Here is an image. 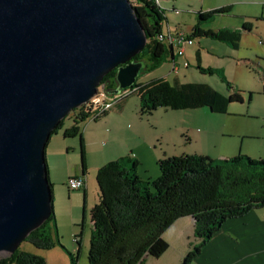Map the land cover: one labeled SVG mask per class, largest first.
Wrapping results in <instances>:
<instances>
[{
    "label": "rangeland",
    "instance_id": "rangeland-1",
    "mask_svg": "<svg viewBox=\"0 0 264 264\" xmlns=\"http://www.w3.org/2000/svg\"><path fill=\"white\" fill-rule=\"evenodd\" d=\"M160 4L165 8L166 18L162 20L164 33L167 25H170L189 35L197 23L199 11L232 5L230 11L215 13L203 21V28H238L241 34L236 47L209 36L194 37L193 43L184 46V53L179 55L175 50L176 70L171 69L169 56L153 69L145 60L146 67L138 74L136 83L163 78L171 86L185 85L196 91L208 87L226 96L229 93L228 81L241 92L242 101L229 102L224 112L195 103L191 108L158 107L150 114H143L137 106V101H140L138 93H130L123 110L120 103L106 109L99 119L80 122L82 134L85 132L82 143L86 160L96 158L102 147L119 151L124 145L122 143L133 141V137L126 139L130 132L127 130L132 128L157 133L163 148L179 155L197 151L211 158L229 157L237 153L264 158V0H160ZM246 21L252 25L250 31L242 28ZM74 114V111H70L63 118L61 126L51 134L46 144L47 170L50 167L51 171L59 172V166H66L67 157L72 158L70 162L76 159L80 163V136H63L64 129L74 123ZM63 140L76 144V150L67 157H59L55 153L65 143ZM63 153L67 154L65 150ZM141 168L143 170L145 167ZM91 185L97 190L93 173ZM51 189L56 219V236H53L58 240L51 248H38L23 240L19 248L41 255L47 264H71L70 254L74 256L76 264H87L91 221L90 210L86 209L82 194H78L82 190H68L66 184L64 187L53 185ZM68 191L73 193L71 197ZM163 234L165 240L172 241L171 249L158 257H145L143 264H180L187 252H183L184 255L177 252L190 249L192 245L188 242H197L193 238L192 222L187 217L180 219ZM219 244L224 247L222 241ZM219 244L211 238L202 248V257H196L191 264H224V259L220 261V258L224 257L225 252L219 248Z\"/></svg>",
    "mask_w": 264,
    "mask_h": 264
},
{
    "label": "trees",
    "instance_id": "trees-1",
    "mask_svg": "<svg viewBox=\"0 0 264 264\" xmlns=\"http://www.w3.org/2000/svg\"><path fill=\"white\" fill-rule=\"evenodd\" d=\"M130 2L147 36L143 49L132 58L143 61V68L147 60L150 69H153L165 61L172 48V44L163 36L167 34L162 32L165 8L160 0ZM230 10L231 5L199 11L197 23L187 36L192 40L198 36H209L236 47L241 34L237 28L210 30L201 27L203 21L213 14ZM242 28L248 31L249 25L244 23ZM226 83L229 90L226 96L208 87L196 91L185 85L171 86L163 78L140 84L135 81L133 86H136L135 92L140 97V112L143 114H150L158 107L191 108L195 103L224 112L229 102L242 101L241 92L230 82ZM101 85L106 92L116 87V69L104 75L98 86ZM97 97L95 95L72 110L75 113L74 123L64 129V137L81 136L80 122L98 118L93 117L98 108ZM62 120L56 129L61 126ZM80 152L84 169L82 142ZM157 165L159 174L152 180L142 179L138 175L137 161L130 155L110 160L97 168V201L90 210L87 264H143L147 256L158 257L168 247L163 233L175 220L186 216L192 218L193 238L197 242H188L192 247L180 264H191L226 220L264 207L262 157L253 158L237 153L229 157L211 158L201 153H183L165 156L158 160ZM49 184L52 186L50 180ZM53 234L56 236V219L52 208L49 217L24 240L38 248H51L58 240ZM70 260L71 264H76L72 254ZM0 264L47 262L41 255L18 246L12 254L1 255Z\"/></svg>",
    "mask_w": 264,
    "mask_h": 264
},
{
    "label": "water",
    "instance_id": "water-1",
    "mask_svg": "<svg viewBox=\"0 0 264 264\" xmlns=\"http://www.w3.org/2000/svg\"><path fill=\"white\" fill-rule=\"evenodd\" d=\"M146 41L130 0H0V256L51 213L52 131L109 71L133 86Z\"/></svg>",
    "mask_w": 264,
    "mask_h": 264
},
{
    "label": "crops",
    "instance_id": "crops-1",
    "mask_svg": "<svg viewBox=\"0 0 264 264\" xmlns=\"http://www.w3.org/2000/svg\"><path fill=\"white\" fill-rule=\"evenodd\" d=\"M231 8H232V5H231ZM244 23L249 25L248 31H250L252 29L251 23L248 21ZM201 25H202L201 27L203 28L204 24L202 23ZM225 28H228V27H221L216 30L225 29ZM232 29H236V28H232ZM168 32L174 35L177 32H179V29H173L170 27V25H167V31L166 33L164 32L163 33L168 34ZM171 50H169L167 57L169 56L170 60H172L171 64L173 67V65L177 63L176 62L177 54L180 55L182 52L184 53L185 47H184V50L180 52L179 46L173 45ZM175 50L177 54L175 53ZM177 65L178 64H176V69H177ZM111 92H113V90L107 93L111 94ZM125 100L126 98L123 99V101H121V104H120L121 110H123L126 106ZM137 106L140 107V101H137ZM127 131H130L128 133L131 136H129V134L128 136L126 135V139L128 140V137H133V141L128 140L129 144L128 142L122 143V145L123 144L124 145L120 147L121 149L119 151L113 150L111 147L110 148L102 147L101 151L98 152L96 158L86 160V157H85V168L84 169L81 165V152H80V163H78V160L76 161V159L73 162H70L72 158L67 157V155H69L71 151L76 150V144H74V142L68 143L67 141L63 140V142L65 143L61 145L60 149L57 148L56 149L57 151L55 150V153L59 157L61 155H66L67 157L66 166L64 165H61V167L59 166V172H56V170L55 172L51 171L49 167L48 176H49L50 182L52 181L51 182L52 187L53 185H56L57 187L58 186L64 187L65 184L67 186V180L69 177H77V176L82 177L84 180V185L81 188L82 191L78 192V194L80 195L82 194L83 200L85 201L83 202L85 204L86 209L91 210V208L97 201V190L91 185V175L93 173L94 176H96V170L99 166L105 164L106 162L110 160L117 159L121 156L130 155L134 157L137 161L138 175L142 179L151 180V179H154L159 174L158 165H157L159 159L165 156H169V155H179L178 153H174L173 151H168L167 149H164L163 143L158 138L157 133L152 134V132H147L145 129L142 130L140 128H132V129H128ZM127 131H124V133ZM84 134L85 132H83V134H81L80 136V144L83 140L82 137ZM124 146H126L125 149H123ZM63 150H65L67 154H64ZM84 151H85V147H84ZM193 153H201V152L194 151ZM52 161H54V159ZM143 166L145 168H143L142 170L141 167ZM140 168H141V171L143 172L146 171V173L142 172L141 174ZM55 189H54V192H55ZM68 190L70 189L68 188ZM72 194L73 193L68 191L69 197H71ZM186 217L190 219V221L192 222V226H193L192 218L189 216H186ZM186 217L178 218L171 224L169 228L176 225L180 219L186 218ZM212 240H215L218 244H219V241H222V244L224 245V247L219 244V248L223 249L225 253H224V257L220 258V261L224 259L225 261L224 264H264V207L250 210L247 214L241 217L231 218V219L226 220L224 224L221 226V228L213 235ZM166 241L168 242V247L164 251L165 253L166 251L171 249V245H172L171 240H166ZM188 249L186 251L179 250L177 254H182L183 252H187ZM196 257L198 258L202 257V254H199ZM220 264H223V263H220Z\"/></svg>",
    "mask_w": 264,
    "mask_h": 264
},
{
    "label": "built area",
    "instance_id": "built-area-1",
    "mask_svg": "<svg viewBox=\"0 0 264 264\" xmlns=\"http://www.w3.org/2000/svg\"><path fill=\"white\" fill-rule=\"evenodd\" d=\"M166 37V40L173 45L179 46L180 52L184 50V46L186 44H190L193 42L191 38H189L183 31H179L176 34L168 33L167 35H163ZM161 38V37H160ZM172 69L176 70V64L173 65ZM136 87L130 86L123 88L118 93L108 94L104 86H98V92L96 94L97 97V111L93 115V117H99L103 114L106 109L112 107L113 105L117 106L123 99H125L130 93H134ZM84 185V180L82 177H69L67 180V186L70 190L81 189Z\"/></svg>",
    "mask_w": 264,
    "mask_h": 264
},
{
    "label": "flooded vegetation",
    "instance_id": "flooded-vegetation-1",
    "mask_svg": "<svg viewBox=\"0 0 264 264\" xmlns=\"http://www.w3.org/2000/svg\"><path fill=\"white\" fill-rule=\"evenodd\" d=\"M131 61H138L137 58H132Z\"/></svg>",
    "mask_w": 264,
    "mask_h": 264
}]
</instances>
